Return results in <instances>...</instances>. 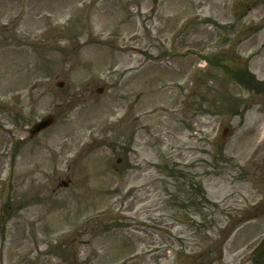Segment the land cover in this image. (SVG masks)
I'll list each match as a JSON object with an SVG mask.
<instances>
[{"label":"rangeland","instance_id":"1","mask_svg":"<svg viewBox=\"0 0 264 264\" xmlns=\"http://www.w3.org/2000/svg\"><path fill=\"white\" fill-rule=\"evenodd\" d=\"M251 78L264 0H0V264H249Z\"/></svg>","mask_w":264,"mask_h":264},{"label":"flooded vegetation","instance_id":"2","mask_svg":"<svg viewBox=\"0 0 264 264\" xmlns=\"http://www.w3.org/2000/svg\"><path fill=\"white\" fill-rule=\"evenodd\" d=\"M231 59H230V61H231ZM256 186H258V184H256ZM259 186H264V183H259ZM257 195H261V198L259 199V201L256 202V206H257L256 207V213L253 215H250V214L248 215L244 209L243 210L244 220L250 219L252 217H253L252 219L259 218L260 209L262 208V206H264V188L259 187ZM263 213H264V209L262 208V214ZM254 247L255 248H254V250L251 251V254H250L249 259H248L249 264H264V244L262 243L261 246L256 245Z\"/></svg>","mask_w":264,"mask_h":264},{"label":"water","instance_id":"3","mask_svg":"<svg viewBox=\"0 0 264 264\" xmlns=\"http://www.w3.org/2000/svg\"><path fill=\"white\" fill-rule=\"evenodd\" d=\"M157 2H158V0H153V3H157ZM62 84H60V86H62ZM102 91L103 90L101 89L100 92H102ZM54 122H55V119H52V118H48L46 120H43L41 123L37 124L33 128L32 135H34V134H36L38 132H41L42 129L45 128V127H47V126L53 125ZM222 133H223V135H222V141H225L226 138L230 134V128L229 127L224 128V131Z\"/></svg>","mask_w":264,"mask_h":264},{"label":"trees","instance_id":"4","mask_svg":"<svg viewBox=\"0 0 264 264\" xmlns=\"http://www.w3.org/2000/svg\"><path fill=\"white\" fill-rule=\"evenodd\" d=\"M254 78H251L248 82H242L246 87H248V88H251L252 89V83L254 82ZM248 85V86H247ZM254 89H258L256 86L254 87ZM197 188H199V187H197ZM200 189V188H199ZM202 196L204 197L205 195H204V193L202 192ZM189 202H190V204L191 205H194V201L192 200V199H190L189 200Z\"/></svg>","mask_w":264,"mask_h":264}]
</instances>
